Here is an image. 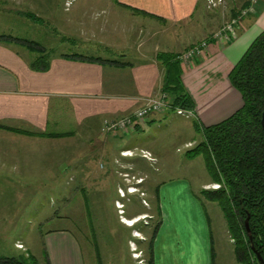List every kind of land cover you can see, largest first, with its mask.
Segmentation results:
<instances>
[{"label": "crops", "instance_id": "1", "mask_svg": "<svg viewBox=\"0 0 264 264\" xmlns=\"http://www.w3.org/2000/svg\"><path fill=\"white\" fill-rule=\"evenodd\" d=\"M210 1L110 0L116 14L122 12L131 22L120 41H99L113 56L98 53L101 51L55 53L49 57L46 70L32 66L39 51L25 41L0 39V171L9 170L4 174L25 185L52 186L62 184L63 180L69 184L73 175L77 181V175L84 174L78 158L88 157V153L109 155L116 168L124 169L117 170L119 177L127 182L125 186L119 185V190L123 186L143 189L160 208L153 264H216L215 246L221 238L215 243L206 205L192 192L187 181L162 180V174H173L175 169L163 164L157 150L144 143L146 129L160 122L169 109L150 115L134 130L103 131L106 120L129 115L146 98L164 92L166 64L161 54H181L204 39H208V47L203 54L180 62L183 85L195 104L190 113L180 115L191 117L193 124L196 119L202 125H213L243 106L242 95L229 75L254 39L264 31V0H225L217 6H212ZM27 3L36 6L34 0H0V8L15 12L18 5L28 6ZM69 3L66 0V5ZM248 6L250 11L242 18L235 38L221 42L210 39L223 21L226 22L228 14H237ZM93 21V24L80 22L73 31L86 41L106 33L105 23ZM132 22L139 24L132 28ZM66 31L73 33L70 29ZM88 45L87 48L97 47ZM81 137L87 138L90 144L86 150L82 147L75 152L77 159L72 163L70 155L60 149ZM142 159L156 162L158 170L163 172L144 171L136 162ZM132 175L145 182H131ZM209 178L201 184L202 189L216 187ZM206 204L213 215L222 219V231H226L233 244L219 204L207 199ZM43 239L51 264H86L80 240L72 230L55 228L45 233ZM17 242L25 245L24 241L17 239L14 247L25 251L16 246ZM230 252L226 263L239 264L235 250ZM41 264H46V257Z\"/></svg>", "mask_w": 264, "mask_h": 264}, {"label": "rangeland", "instance_id": "2", "mask_svg": "<svg viewBox=\"0 0 264 264\" xmlns=\"http://www.w3.org/2000/svg\"><path fill=\"white\" fill-rule=\"evenodd\" d=\"M34 1L35 8L31 7L30 3H27L28 6L18 5L15 12L0 8V33L11 35L20 41L35 42L45 49L48 55L61 52L90 54L101 51L98 53L113 56L103 49L99 41L101 39L112 43L120 41L121 34L131 26V22L122 12L118 11L116 14L114 5L109 3L110 0H69L70 3L67 5L66 0ZM232 16L233 14H228L226 22ZM93 20L96 23H105L106 33L103 32L102 36L91 37L86 41L73 31L76 24L80 22L93 24ZM138 24L132 22V28H136ZM66 29L73 33L67 34ZM127 31L126 33L130 34ZM88 44L97 47L87 48ZM146 131L144 143L147 142L157 150L163 164L175 169L173 174L167 172L162 174V180L187 181L192 192L206 205L215 243H218L219 236L221 238L218 246H215L218 253L216 264H227L225 259L228 253H231L230 250H234V244H231L226 231L224 229L222 231V219L213 215V211L206 204V199H209L201 188V184L210 180V174L201 156L192 158L187 153L202 139V135L194 127L193 119L169 109L160 122L149 126ZM189 142L194 143L189 146ZM89 144L87 138L81 137L69 145H63L61 147L63 150L59 149L70 155L69 160L73 159V163L77 159L75 152L81 151L82 147L86 150ZM116 153L119 151L116 150ZM88 154V157L85 155L84 158L77 159L78 164H81L79 168L85 170L84 174H78L77 181L73 179L75 176L73 175L69 184L63 180L62 184L54 183L52 186L31 183L25 185L23 182L12 181V177L4 174L9 170L4 173L0 171L2 257L18 255V252L21 254L29 252L41 263L46 257L43 239L45 233L55 228H68L78 236L86 264H148L150 238L154 226L160 219L156 201L150 200L143 189L125 188L124 183L127 182L122 179L123 177H119L121 175L117 172L124 169L116 168L112 157ZM136 162L144 171L151 174L163 172L158 170L154 161L142 159ZM83 176L85 179L80 182ZM68 177L70 176H65L67 179ZM131 177L133 183L145 182L139 176ZM122 184L124 189L119 190V185ZM17 239L24 241L25 245L23 242H17L16 246L21 245L19 248L25 251L14 247Z\"/></svg>", "mask_w": 264, "mask_h": 264}, {"label": "trees", "instance_id": "3", "mask_svg": "<svg viewBox=\"0 0 264 264\" xmlns=\"http://www.w3.org/2000/svg\"><path fill=\"white\" fill-rule=\"evenodd\" d=\"M12 38L0 35V39ZM26 43L39 51L32 66L46 70L51 55L35 42ZM160 58L166 64L163 91L171 98V109L193 110L194 101L182 82L179 54L163 53ZM229 77L242 95L243 106L213 125H202L194 119L202 139L187 153L192 158L202 155L212 180L219 184L218 188L204 189V193L219 204L226 218L238 263L261 264L253 247L264 259V31L254 39ZM156 208L159 214V206ZM159 225L160 219L150 238L148 264H153V242ZM0 264L41 263L28 252L0 257ZM46 264H51L47 256Z\"/></svg>", "mask_w": 264, "mask_h": 264}, {"label": "built area", "instance_id": "4", "mask_svg": "<svg viewBox=\"0 0 264 264\" xmlns=\"http://www.w3.org/2000/svg\"><path fill=\"white\" fill-rule=\"evenodd\" d=\"M225 0H211L210 3L212 6L221 5ZM250 7H244L239 10V12L232 16L227 22H225L218 30H216L210 39H215L218 42L229 41L235 38L238 34V29L240 27V22L242 18L248 14ZM208 47V39L199 41L198 43L190 46L186 51L179 54V59L186 62L191 61L197 56H200L205 52ZM171 109V105L168 99V96L165 92H162L157 95L146 98L142 106L136 109L133 113L126 115L122 118L115 120H106L104 122L103 131H129L134 130L136 126L145 121L150 115L164 110ZM178 114L190 113L189 110H184L182 108L174 109ZM147 155L146 153H144ZM219 184L215 188H218ZM129 189H132L131 187ZM135 189V188H134ZM21 246V245H20ZM19 246V247H20Z\"/></svg>", "mask_w": 264, "mask_h": 264}, {"label": "water", "instance_id": "5", "mask_svg": "<svg viewBox=\"0 0 264 264\" xmlns=\"http://www.w3.org/2000/svg\"><path fill=\"white\" fill-rule=\"evenodd\" d=\"M263 123H264V114H263ZM248 219H249V218L246 219V227H247V230L249 231V223H248ZM253 250H254V252L256 253L259 262H260L261 264H264V259L262 258L261 254L257 253V252L255 251L254 247H253Z\"/></svg>", "mask_w": 264, "mask_h": 264}, {"label": "bare ground", "instance_id": "6", "mask_svg": "<svg viewBox=\"0 0 264 264\" xmlns=\"http://www.w3.org/2000/svg\"><path fill=\"white\" fill-rule=\"evenodd\" d=\"M135 190H131V192H134Z\"/></svg>", "mask_w": 264, "mask_h": 264}]
</instances>
